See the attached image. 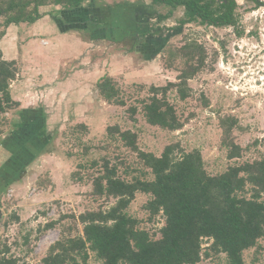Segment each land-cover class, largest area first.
<instances>
[{"label":"rangeland","instance_id":"rangeland-1","mask_svg":"<svg viewBox=\"0 0 264 264\" xmlns=\"http://www.w3.org/2000/svg\"><path fill=\"white\" fill-rule=\"evenodd\" d=\"M258 1L262 6L235 0L233 29L182 24L186 20L182 8L160 21L168 8L152 6L149 0H97L105 13L88 19L83 14L61 17L62 28L68 19L74 35L91 44L87 52L80 51L77 61L57 44L46 55L19 25H11L9 32L0 27L1 56L6 61L16 57L9 60L15 62L16 84H21L14 93L24 104L0 115V257L17 264H42L57 241L81 236L80 214L105 211L114 204V199L93 194L92 181L104 162L127 181L152 179L136 154L108 134V127L132 131L138 148L155 156L170 144L185 152L197 150L211 176L264 156V0ZM55 11L41 9L51 20ZM188 44L199 47L204 66L188 80L185 100L175 89L166 93L182 126L175 131L150 126L142 104L150 97V87L177 83L185 60L175 55ZM113 54L120 56L117 67L110 64ZM104 64L110 70L106 74ZM86 71L94 81L111 77L125 105L107 104L90 90L80 92L74 105L56 103V83L68 78L80 82L75 76ZM42 85L49 92L39 93ZM131 109H136L135 115ZM224 141L241 149L238 158L228 159ZM150 199L137 193L127 214L138 222L137 228L157 239L164 219L161 214L149 215ZM210 244L202 240L197 264H227L224 254L208 252ZM243 261L264 264V238L243 252ZM85 264L102 263L90 253Z\"/></svg>","mask_w":264,"mask_h":264},{"label":"trees","instance_id":"trees-1","mask_svg":"<svg viewBox=\"0 0 264 264\" xmlns=\"http://www.w3.org/2000/svg\"><path fill=\"white\" fill-rule=\"evenodd\" d=\"M95 1L0 0V27L34 24L45 16L41 12L44 7L57 9L55 16L51 13L55 19H59L61 13L68 15L81 9L88 19L90 9L101 8ZM149 1L152 6L168 8L167 15L160 17V21L182 8L186 18L182 24L196 22L206 27H236L234 0ZM92 2L95 7L88 8L86 5ZM3 35L1 32L0 38ZM198 48L196 44H188L178 49L175 56L185 61L177 83L150 87V97L142 104L148 125L168 131L181 128L182 123L167 101L166 93L175 89L179 99L188 97V80L204 66V55L198 53ZM16 76L15 62L4 60L0 51V115L20 107L10 94V85ZM96 89L105 103L125 105L111 77L101 78ZM131 112L135 115L136 109ZM79 128L86 129L83 125ZM107 132L136 154L149 169L152 179L127 181L117 175L116 167L104 162L92 181L93 194L114 199V204L105 211L80 214L77 220L83 234L57 241L42 264H85L90 253L102 264H197L201 260L203 239L211 242L208 252L224 254L227 264H244L243 252L264 238V156L211 176L205 171L197 150L185 152L178 149L177 144H170L160 156H155L138 148L136 134L132 131L116 126L108 127ZM224 146L228 159L239 157L241 149L232 141H224ZM137 193L151 197L146 205L150 216H163L164 224L157 239L137 228L138 222L127 214ZM53 224L48 223L45 228L50 229ZM0 264H17V261L0 257Z\"/></svg>","mask_w":264,"mask_h":264},{"label":"crops","instance_id":"crops-1","mask_svg":"<svg viewBox=\"0 0 264 264\" xmlns=\"http://www.w3.org/2000/svg\"><path fill=\"white\" fill-rule=\"evenodd\" d=\"M90 4L88 5V8H90ZM91 7H95L94 5H92ZM101 8H96V9H90L89 13L87 14H95V13H99V12H104V6H100ZM78 14H83L84 10H77V11H73L68 13V16H70V14H73L76 16ZM66 13H61L60 14V18L59 19H55L53 18V20H51L50 18H47V16H43L40 20H38L37 22H35L34 24L31 25H23V24H19V28H21L24 31V35L25 36H31L30 38L34 41L38 42V46L40 48H42V50H45L46 55H48L52 49L57 48L56 44L62 45V47H65L68 50V54L77 61V58L81 55L79 54L80 51L83 52H87V50H89V46L91 45L90 43H88L87 41H81L79 39V35L76 34L74 35V33L72 32V28H71V24H68V19H66V27H63L60 25L62 23V15H65ZM101 14V13H100ZM99 16V15H98ZM89 18V16H88ZM56 24H55V23ZM71 22V21H70ZM72 23V22H71ZM63 24V23H62ZM60 25L59 28H55L56 26L58 27ZM17 26V25H14ZM68 28V29H67ZM59 32H58V30ZM9 32L10 30H13V28L11 26L8 27L7 29ZM8 33L6 34V38H8ZM29 38V39H30ZM45 43V45L43 44ZM90 44V45H89ZM70 45V48L68 49L67 46ZM71 53H70V52ZM17 52V51H16ZM48 53V54H47ZM16 57L14 58H10L9 60H15ZM85 59H88L87 56ZM110 60V64L111 61L112 63L117 67L119 66V61H120V56L113 54L112 57L109 58ZM108 60V61H109ZM116 63V64H115ZM113 65V66H114ZM44 70V69H43ZM103 70L106 74L110 71L106 68V65L104 64L103 66ZM43 74L45 75V77L48 75L46 73L43 72ZM110 74V73H109ZM78 76H75V78H80L78 79L80 82H78L76 79L71 81L69 78L66 79L65 81H60L57 82V86L55 88L54 92H59V95H57L56 97L54 96V101H56V103L58 104H62L61 107L65 104H69L72 102H77V100H79L78 98H80L79 94L80 92H96L97 96L98 95V91L96 89V84L99 81V79L97 81H94L92 79V75L88 74V72L86 71L85 74H81ZM104 77V76H103ZM17 80L12 82V84L10 85V94L12 99L20 104V107L23 108L24 104H23V98H19L18 96L15 95V91L20 89V83L16 84ZM43 84H46L45 82ZM82 84V86H81ZM39 93H46L47 91L49 92V88L45 87V85H42V87L39 88ZM43 91V92H41ZM61 93V94H60ZM52 98V96L50 97ZM88 99V98H87ZM74 105V104H72ZM77 105V104H76ZM76 105L74 107H76ZM73 107V108H74ZM75 110V108H74Z\"/></svg>","mask_w":264,"mask_h":264},{"label":"flooded vegetation","instance_id":"flooded-vegetation-1","mask_svg":"<svg viewBox=\"0 0 264 264\" xmlns=\"http://www.w3.org/2000/svg\"><path fill=\"white\" fill-rule=\"evenodd\" d=\"M246 2H252L255 4V6H258V7L262 6V3H260L258 0H246Z\"/></svg>","mask_w":264,"mask_h":264},{"label":"water","instance_id":"water-1","mask_svg":"<svg viewBox=\"0 0 264 264\" xmlns=\"http://www.w3.org/2000/svg\"><path fill=\"white\" fill-rule=\"evenodd\" d=\"M0 217H1V210H0Z\"/></svg>","mask_w":264,"mask_h":264}]
</instances>
